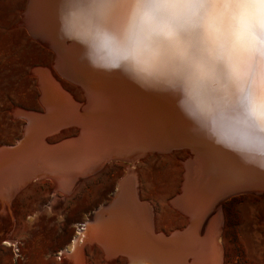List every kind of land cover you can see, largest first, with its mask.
<instances>
[{
    "label": "bare ground",
    "instance_id": "1",
    "mask_svg": "<svg viewBox=\"0 0 264 264\" xmlns=\"http://www.w3.org/2000/svg\"><path fill=\"white\" fill-rule=\"evenodd\" d=\"M57 7L58 0H27L23 23L34 39L53 52L54 71L79 87L86 100L82 106L72 103L53 70L39 71L42 114L25 115L28 124L23 138L16 145L0 148V206H8L12 196L33 181L52 179L56 189L67 194L79 177L93 174L108 162H124L126 173L103 212V227L99 224L103 239L97 233L105 258L122 257L126 264H220V220L211 213L232 193H263L264 174L193 137L164 97L140 91L117 73L89 69L78 47L59 37ZM70 127L79 129V137L56 146L45 143L46 137ZM147 138L157 143L149 148L151 153L134 150L133 154V146ZM171 149L197 154L190 157L188 153L182 193L171 201L187 216L188 224L166 237L152 231L148 210L137 201L134 167L144 155L169 154ZM97 225L96 220L85 221L63 252L73 264L81 262L83 244L96 240L92 231Z\"/></svg>",
    "mask_w": 264,
    "mask_h": 264
},
{
    "label": "clouds",
    "instance_id": "2",
    "mask_svg": "<svg viewBox=\"0 0 264 264\" xmlns=\"http://www.w3.org/2000/svg\"><path fill=\"white\" fill-rule=\"evenodd\" d=\"M95 72L164 97L199 141L264 174V0H58Z\"/></svg>",
    "mask_w": 264,
    "mask_h": 264
},
{
    "label": "rangeland",
    "instance_id": "3",
    "mask_svg": "<svg viewBox=\"0 0 264 264\" xmlns=\"http://www.w3.org/2000/svg\"><path fill=\"white\" fill-rule=\"evenodd\" d=\"M26 4L27 0H0V148L13 146L23 138L28 124L25 115L42 114V92L37 78L41 69L53 70L56 81L72 103L82 106L85 101L79 87L69 84L54 71L53 52L28 33L23 23ZM60 131L46 137L45 143L56 146L79 135L77 127ZM187 158L188 152L184 149L169 154H149L134 167L136 198L139 205L148 210L156 234L167 237L175 230L183 231L188 224L187 216L171 202L182 193ZM105 166L87 177H79L67 194L58 192L52 179L31 182L26 189L33 190V198L39 204L33 214H25L24 224L14 217L16 192L6 209L0 206V246L10 241L5 239V234L11 231L14 236L23 231L30 245L49 240L53 234L56 243L70 240L69 245L90 209L99 202L111 200L117 182L127 170L124 162L111 161ZM224 200L218 204L217 212L211 213H216L220 220V264H264V193H241ZM38 212L40 215L35 217ZM58 254L45 256L41 263L29 264H73L66 255ZM81 262L79 264H126L122 257L106 259L95 245H84ZM0 264H5L1 255ZM13 264L25 263L13 255Z\"/></svg>",
    "mask_w": 264,
    "mask_h": 264
},
{
    "label": "crops",
    "instance_id": "4",
    "mask_svg": "<svg viewBox=\"0 0 264 264\" xmlns=\"http://www.w3.org/2000/svg\"><path fill=\"white\" fill-rule=\"evenodd\" d=\"M37 182H39V181H37ZM33 183H34V181H33ZM29 184L31 185L32 183H29ZM29 184H27L26 187L24 186L23 188H21L20 189L21 191L18 190L16 193L17 195L15 194L16 197H15V195L13 196L16 199L14 202V205H15L14 206V213H15L14 217L17 221L22 222L23 224H24L23 221H24L25 214L27 213V216H28V214H33L34 211L36 210V205L39 204V202H37V200L35 198H33V190L26 189L28 186H30ZM58 192H59V190H58ZM52 202H50V203L52 204ZM108 203H109V201H107L105 203L99 202L93 208H91L90 211L88 212L89 214H87V216L83 220V222L79 224L78 228L76 229L77 230L76 232H79L82 230V228H83L82 225L85 223V221L86 222H88V221L93 222L96 220L98 223V225H97L98 229L96 228V229H94L95 231H92V232L96 233L95 235L97 236V233L100 232L101 228L103 227V221H102V219L104 217L103 212H104V210L107 209L106 205ZM42 212L46 213V211H44V210ZM94 212H95V215H94ZM99 212H101V215L100 214L98 215ZM39 215H40V213L38 212L35 217H38ZM98 221L99 222L102 221V223H99ZM99 224H101L102 227L99 228ZM151 226L153 227L152 223H151ZM103 229L105 231L104 233H106L105 227ZM152 231H154V233H156L154 230V227H153ZM19 232L21 233V235L19 233H17V235L14 236L13 231L5 234V239L10 240V241L5 242L6 243V244H4L5 246H3V247L0 246V255L4 258L5 264H13V255L17 256V258H19L20 261L21 262L23 261L25 264L41 263V262H43L42 258H44L45 256L53 257L54 254L56 255L57 253H59L58 254L59 256H64L66 253L63 254V252L67 251V249H69V246H70V244L68 245L70 240L64 244H61L60 241H58L56 243L55 242V238H56L55 234L50 235L48 237L49 240L46 239L44 242L37 241L36 243H33L30 245L29 243H27L28 237L25 238L23 236V234H22L23 231H19ZM101 232L99 233L100 239L102 238L101 235L103 236V232L102 233ZM74 236L72 237V239L74 238ZM98 237L99 236L96 237V240L94 241V243L89 244L86 242V244H83V246L84 245H90V246L95 245L97 248H100L104 253L103 247L98 242V239H97ZM35 238L38 239L39 237H37V235H36ZM72 239H71V241H72ZM15 241H17L16 245H15ZM83 246L81 247V250L84 248ZM81 250H80L81 254L79 252V258H80V256L82 257V251ZM104 256H105V253H104Z\"/></svg>",
    "mask_w": 264,
    "mask_h": 264
},
{
    "label": "water",
    "instance_id": "5",
    "mask_svg": "<svg viewBox=\"0 0 264 264\" xmlns=\"http://www.w3.org/2000/svg\"><path fill=\"white\" fill-rule=\"evenodd\" d=\"M83 94H84V93H83ZM84 98H85V100H86L85 95H84ZM149 136H150V134H149ZM150 138H151V136H150ZM155 138H157V137H155ZM155 138H154V142H157V139H155ZM148 140H149V139L147 138V140H144V143L141 141V142H138L135 146H133V149H132L133 152H132V153L134 154V150L136 151V154H138L140 151L143 152L144 150H148L147 153H151V152L149 151V148H155V146H157V145H156L157 143L154 144L153 141H152V142H151V141L149 142ZM15 145H16V144H15ZM173 151H174V152H175V151H178V149H171V150H170V152H173ZM186 151L189 153L190 157L193 156V154H197V153H195L196 151H195L194 153H193V151H190V150H186ZM170 152H169V153H170ZM132 153L130 152L129 154H132ZM145 156H146V155H144V157H145ZM241 193H243V191L235 192V193H232V194L237 195V194H241ZM263 193H264V192H263ZM232 194H231V195H232ZM220 199H222V198H220ZM220 199H218V200H220Z\"/></svg>",
    "mask_w": 264,
    "mask_h": 264
}]
</instances>
